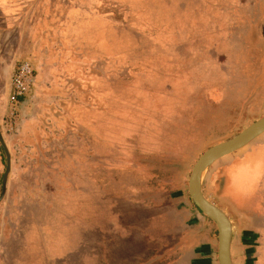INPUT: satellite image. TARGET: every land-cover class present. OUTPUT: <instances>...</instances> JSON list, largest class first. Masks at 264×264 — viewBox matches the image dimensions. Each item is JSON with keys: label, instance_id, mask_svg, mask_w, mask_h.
I'll return each mask as SVG.
<instances>
[{"label": "rangeland", "instance_id": "obj_1", "mask_svg": "<svg viewBox=\"0 0 264 264\" xmlns=\"http://www.w3.org/2000/svg\"><path fill=\"white\" fill-rule=\"evenodd\" d=\"M79 2L86 20L78 39L91 44L72 50L94 63L97 98L83 100L99 107L84 108L77 126L56 100H34V81L12 131L0 107L10 155L0 203L3 264H122L123 244L109 234L124 236L126 219L142 218L123 208L124 183L146 182L138 191L153 195L175 175L172 167L189 197L198 156L264 115V0ZM32 132L36 141L27 138ZM0 152L1 193V145ZM202 190L210 199L204 182ZM252 195L258 206L261 193Z\"/></svg>", "mask_w": 264, "mask_h": 264}, {"label": "crops", "instance_id": "obj_2", "mask_svg": "<svg viewBox=\"0 0 264 264\" xmlns=\"http://www.w3.org/2000/svg\"><path fill=\"white\" fill-rule=\"evenodd\" d=\"M92 2L99 4L100 0ZM84 18L83 2L79 0H0V107L5 113L11 74L23 60L34 69L33 97L37 103L56 100L77 126L84 108L98 109L95 100H83L86 94L91 96L87 95V99L96 97L95 80L99 78L92 71L94 63H85L83 55L72 50L73 46L90 43L88 37L78 39L77 29ZM90 18L93 20V15ZM179 24L183 29L185 23ZM47 78L49 86L43 84ZM58 78H70L72 86L58 87ZM27 138L36 141L38 135L32 132ZM77 152H73L75 157ZM260 159L264 162V133L251 145L215 161L203 179L211 197L207 199L229 218L232 264H264V165L258 166ZM177 175L162 194L160 188L153 195L138 191L139 185H147L146 182L137 183L138 186L124 183L122 197L127 202L123 208L139 211L142 218L126 219L123 237L109 234L123 244V252H118L123 256L122 264H218L217 228L187 197L185 185L180 186V173ZM8 185L0 200L2 204L8 196ZM257 192L261 193L260 204L254 206L248 197Z\"/></svg>", "mask_w": 264, "mask_h": 264}, {"label": "water", "instance_id": "obj_3", "mask_svg": "<svg viewBox=\"0 0 264 264\" xmlns=\"http://www.w3.org/2000/svg\"><path fill=\"white\" fill-rule=\"evenodd\" d=\"M264 133V115L229 139L206 148L194 162L187 181L189 197L204 215L211 219L218 233V264H232L230 255L231 224L227 215L214 205L202 190L207 169L217 160L239 151ZM0 145L6 156V167L2 176L0 200L6 189V179L10 170V155L0 131Z\"/></svg>", "mask_w": 264, "mask_h": 264}, {"label": "built area", "instance_id": "obj_4", "mask_svg": "<svg viewBox=\"0 0 264 264\" xmlns=\"http://www.w3.org/2000/svg\"><path fill=\"white\" fill-rule=\"evenodd\" d=\"M34 81V69L29 61L17 63L10 77L8 111L6 126L12 131L17 125L18 108L31 90Z\"/></svg>", "mask_w": 264, "mask_h": 264}, {"label": "flooded vegetation", "instance_id": "obj_5", "mask_svg": "<svg viewBox=\"0 0 264 264\" xmlns=\"http://www.w3.org/2000/svg\"><path fill=\"white\" fill-rule=\"evenodd\" d=\"M171 170H172V172H176V173H174L175 175L174 176H171V178L169 177V176H167V177H165L163 180H162V182L161 183H165L166 185H164V186H162V188H160V193L162 194L163 192H166L168 189H169V187H170V184H172V179H174V181L176 180V178H177V173H178V169H172V167L170 168ZM169 170V169H168ZM157 184H160L159 182H157Z\"/></svg>", "mask_w": 264, "mask_h": 264}]
</instances>
